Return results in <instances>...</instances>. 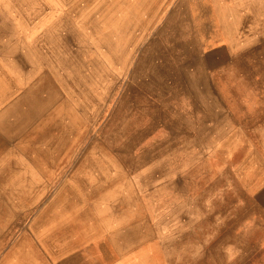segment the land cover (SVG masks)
I'll use <instances>...</instances> for the list:
<instances>
[{
  "label": "rangeland",
  "instance_id": "374dc122",
  "mask_svg": "<svg viewBox=\"0 0 264 264\" xmlns=\"http://www.w3.org/2000/svg\"><path fill=\"white\" fill-rule=\"evenodd\" d=\"M0 264H264V0H0Z\"/></svg>",
  "mask_w": 264,
  "mask_h": 264
},
{
  "label": "crops",
  "instance_id": "0c3cea01",
  "mask_svg": "<svg viewBox=\"0 0 264 264\" xmlns=\"http://www.w3.org/2000/svg\"><path fill=\"white\" fill-rule=\"evenodd\" d=\"M42 189H45V190L48 189V185H46V186H44V187H43V186L40 187V189H39V191H38V192H39L38 195L41 194V197H38L37 200H35L34 202H32L31 205H33V206L29 208V210H30L31 212H32L37 206L41 205V203H42V201H43L42 193H43L44 191L42 192ZM45 194H46V193H45ZM35 203L37 204L36 206H35ZM46 203H49V201H47Z\"/></svg>",
  "mask_w": 264,
  "mask_h": 264
},
{
  "label": "bare ground",
  "instance_id": "6f19581e",
  "mask_svg": "<svg viewBox=\"0 0 264 264\" xmlns=\"http://www.w3.org/2000/svg\"><path fill=\"white\" fill-rule=\"evenodd\" d=\"M262 137V136H261ZM39 193V192H38ZM65 222V221H64Z\"/></svg>",
  "mask_w": 264,
  "mask_h": 264
}]
</instances>
